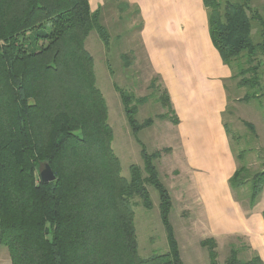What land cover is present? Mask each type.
Wrapping results in <instances>:
<instances>
[{
    "label": "trees",
    "instance_id": "trees-1",
    "mask_svg": "<svg viewBox=\"0 0 264 264\" xmlns=\"http://www.w3.org/2000/svg\"><path fill=\"white\" fill-rule=\"evenodd\" d=\"M88 1L0 0V246L10 264H183L169 222L171 197L154 164L160 152L148 154L139 143L143 167L130 166L129 177L121 176L94 62L85 49L91 31L106 51L109 36ZM249 1L203 0L211 43L232 80L239 79L238 88L248 91L243 102L264 97L259 72L264 18ZM253 23L258 42L253 41ZM115 90L136 138L153 125L152 118L135 119L148 98ZM158 100L168 112L156 118L176 125L165 89ZM243 125L255 135L252 125ZM243 155L237 154V161ZM44 164L55 176L47 184L39 179ZM245 181L252 205L264 189V169L250 176L238 167L229 186L235 190ZM147 186L158 194L168 251L142 258L133 200L150 210ZM200 245L208 264H219L214 240ZM237 252L231 247L223 264H262L257 255L240 260Z\"/></svg>",
    "mask_w": 264,
    "mask_h": 264
},
{
    "label": "rangeland",
    "instance_id": "rangeland-1",
    "mask_svg": "<svg viewBox=\"0 0 264 264\" xmlns=\"http://www.w3.org/2000/svg\"><path fill=\"white\" fill-rule=\"evenodd\" d=\"M218 1L223 3L226 0ZM249 5L264 18V0H250ZM99 23L108 33L109 50L106 51L103 47L95 31H91L85 40V49L94 62L96 86L107 108L108 125L113 132L111 148L120 162L121 176L126 179L129 177L130 166L140 169L143 167L139 143L144 146L148 154L160 152V158L154 164L160 181L171 197L169 222L181 261L183 264H208L207 250L200 243L212 238L207 235L204 224L199 221V215L194 210L191 185L177 153L175 125L168 120L156 118L168 111L158 100L164 88L149 68L141 48L139 32L142 22L139 12L130 7L125 0H103ZM252 26L253 41L258 42V26L256 23ZM122 56L128 62L126 65ZM257 60L261 63V57ZM259 72L264 78V64ZM238 81V78H234L228 83L229 101L223 121L229 132L235 156L244 152L238 167H245L251 176L264 169V97L260 95L254 101L243 102L242 99L248 91L238 88ZM115 88L132 94L135 98H148L143 106L138 107L135 119L141 123L152 118L153 125L138 133L136 138L127 125ZM243 123L252 125L255 135H252ZM147 190L152 203L150 210H145L137 198L133 200L138 254L142 258H147L153 253L164 254L168 251L165 230L159 217L158 194L152 187L147 186ZM233 191L242 201L243 206L249 203L251 192L248 181ZM261 192L258 194L259 197L257 196L258 199L256 197L260 202V209L261 204L264 207V189ZM214 242L219 264L224 263L231 247L238 251L240 260H247L252 255L243 238L233 237L218 242L214 240ZM0 264H10L7 250L1 246Z\"/></svg>",
    "mask_w": 264,
    "mask_h": 264
},
{
    "label": "crops",
    "instance_id": "crops-1",
    "mask_svg": "<svg viewBox=\"0 0 264 264\" xmlns=\"http://www.w3.org/2000/svg\"><path fill=\"white\" fill-rule=\"evenodd\" d=\"M125 1L139 12L141 48L176 115L177 153L199 221L216 242L245 239L264 264L263 204L258 196L243 206L229 186L239 166L223 121L232 71L211 43L203 0ZM88 2L100 13L103 0Z\"/></svg>",
    "mask_w": 264,
    "mask_h": 264
},
{
    "label": "water",
    "instance_id": "water-1",
    "mask_svg": "<svg viewBox=\"0 0 264 264\" xmlns=\"http://www.w3.org/2000/svg\"><path fill=\"white\" fill-rule=\"evenodd\" d=\"M39 179L42 184H47L55 180V176L49 167V165L44 164L39 171Z\"/></svg>",
    "mask_w": 264,
    "mask_h": 264
}]
</instances>
